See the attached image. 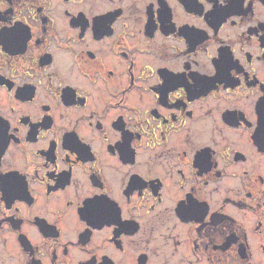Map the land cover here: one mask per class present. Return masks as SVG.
Segmentation results:
<instances>
[{
  "label": "flooded vegetation",
  "instance_id": "flooded-vegetation-1",
  "mask_svg": "<svg viewBox=\"0 0 264 264\" xmlns=\"http://www.w3.org/2000/svg\"><path fill=\"white\" fill-rule=\"evenodd\" d=\"M0 264H264V0H0Z\"/></svg>",
  "mask_w": 264,
  "mask_h": 264
}]
</instances>
